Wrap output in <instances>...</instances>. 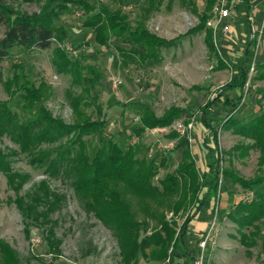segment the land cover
Returning <instances> with one entry per match:
<instances>
[{
    "label": "trees",
    "instance_id": "trees-1",
    "mask_svg": "<svg viewBox=\"0 0 264 264\" xmlns=\"http://www.w3.org/2000/svg\"><path fill=\"white\" fill-rule=\"evenodd\" d=\"M22 1L33 3L37 0ZM144 1L148 7L143 19L138 25L132 26L122 11L112 12L104 8L96 12L92 4L83 0H50L40 12L33 14L15 12L5 0H0V27L6 26L4 37L0 40V64L15 47L30 51L47 50L57 45L59 48L53 50L56 72L71 76L73 85L80 89L68 93V102L77 120L74 125L55 117L43 105L49 100L50 91H53L44 81L38 88L28 90L25 104L31 112L29 117L23 119L8 104L0 103V138L8 137L17 147L10 152L0 149V174L5 176L8 188L18 194L12 202L22 215L25 235L31 239L32 228H42L51 221L50 215L57 208L54 200L62 201L64 196L52 191L50 181L61 178L70 183L75 194L84 202L86 210L114 232L122 264H139L141 256L147 263L155 264L189 257L184 264H194L196 254L188 248L186 237L192 224L207 206L218 208L221 182L228 180L244 190H255L253 200L239 202L228 213V218L238 227L241 245L249 257H252L251 249L260 245L259 258L261 264H264V176L244 179L231 166L225 168V155L220 147V132L233 131L254 141L261 154L259 164L264 166V115L247 120L238 116L251 71V65L247 64L249 48L243 54L239 76L218 88L217 97L209 98L198 110L200 122L210 132L214 147L203 174L189 138L171 128L180 120L185 126L192 123V115L177 106H172L162 116H157L146 106L134 131L140 137L149 129L171 128L168 137L177 141L174 149L181 150L182 157L176 170L168 173L157 184L154 182L158 176L157 164L153 160L139 158L134 147L124 150L118 142L107 140L99 142L100 147L95 154L89 152L90 144L85 138L101 135L106 122L91 120L82 107L86 105V99L90 98L97 112L102 113L96 92L100 77L94 70H91V78L81 76L79 64L72 61L62 48L68 34L65 28L56 25L55 20L61 12L68 10L69 5L81 7L88 15L83 27L92 30L97 45L105 46L113 38L118 40L116 50L125 66L131 63L160 64L164 60V50L177 47L187 36L199 32H205V44L210 54L219 56L213 32L207 28L215 0H205V10L198 16L197 26L173 39H165L151 32L146 21L153 12L161 10L165 1L167 7L171 8L176 0ZM180 1L192 13L199 14L195 0ZM56 2L58 4L53 7ZM218 62L220 66L226 67L220 58ZM256 66V74L252 78L264 82V64L258 63ZM203 90L205 88L200 85L190 88L193 92ZM236 90L243 93L235 105L229 100V94ZM222 98L233 109L221 121L220 129L217 130L212 125L211 109ZM185 114L186 118L182 119ZM249 149H242V156ZM21 155L45 176L22 196L19 195L20 190L32 177L28 173L14 170L13 161ZM166 164L167 160L162 159L161 167ZM169 215L172 217L169 218ZM179 220H183L181 225ZM48 231L53 236V232ZM49 241L52 239L49 238ZM0 264H20L16 251L1 239Z\"/></svg>",
    "mask_w": 264,
    "mask_h": 264
},
{
    "label": "rangeland",
    "instance_id": "rangeland-1",
    "mask_svg": "<svg viewBox=\"0 0 264 264\" xmlns=\"http://www.w3.org/2000/svg\"><path fill=\"white\" fill-rule=\"evenodd\" d=\"M5 1L15 12L33 14L40 12L50 0H37L33 3L22 0ZM83 1L92 4L96 12L104 8L112 12L122 11L132 26L140 23L148 7L144 0ZM195 2L198 15L182 5L180 0H176L171 8L167 7L165 1L160 11L150 15L146 25L151 32L165 39L185 34L199 24L198 16L205 10V0ZM57 4L58 2L54 3L53 7ZM237 11L236 19L232 23L236 40L224 35L215 38L218 54L226 67L220 66L219 56L208 51L205 32L191 34L177 47L164 50V60L160 64L131 63L125 66L116 50L118 40L113 38L105 46H99L94 41L92 30L83 27L88 15L81 7L69 5L68 10L61 12L55 23L65 28L68 34L62 48H65L72 61L79 64L81 76L91 78V70H94L100 77L96 92L102 113L97 112L90 98L86 99V105L82 107L91 120L106 122L101 135L85 138L90 144L89 152L95 154L100 147L99 142L107 140L118 142L124 150L134 147L139 158L153 160L157 164L158 176L154 181L157 184L168 173H173L181 161V150L174 149L177 141L169 139L168 134L171 128L182 121H176L171 128L162 132L147 131L140 137L134 131L146 106L157 116H162L169 108L177 106L187 110L193 117L189 135L194 157L203 174L214 148L210 133L200 124L197 115L199 108L213 97L218 88L239 76L243 54L248 46L250 57L247 64L250 65L254 59L257 63L264 64V35L257 50L254 43L249 45L248 33L252 26L258 27L263 21L264 0H256L255 3L249 0L248 4L238 0ZM245 28L249 30L247 33L241 31ZM5 31L6 26H1L0 40L4 37ZM56 48L59 47L54 45L47 50L30 51L21 47L13 48L10 56L0 64V103L8 104L14 113L23 119L27 118L31 114L25 104L28 90L38 88L44 81L53 91H50V98L43 105L51 110L55 117L74 125L77 120L69 105L68 93L73 89L76 91L80 89L73 85L71 76L56 72L53 63V50ZM249 76L244 98L238 110V116L245 120L264 115V82L253 79L251 72ZM115 82L121 84L115 87ZM193 85H200L208 90L190 91ZM242 93L239 90L230 93L229 100L236 105ZM232 109L224 98L211 109L212 125L217 130ZM185 118L186 114L182 119ZM220 147L225 155V168L231 166V169L244 179H254L256 175L264 176V166L261 167L259 164L260 150L253 140L239 136L233 131H223L220 132ZM247 147H250L248 153L242 156V149ZM0 149L10 152L17 147L8 137H3L0 138ZM162 159L167 160L165 167L160 165ZM13 168L32 177V180L20 190V196L29 191L34 183H39L45 178L43 172L32 167L24 155L15 158ZM50 185L52 191L63 195L64 198L59 202L57 199L54 200L57 208L50 215L51 221L42 228L30 229L32 238L29 239L25 235L22 215L12 202L18 194L8 188L5 176L0 174V239L16 251L20 264H122L114 232L86 210L84 202L75 194L70 183L57 178L52 179ZM254 192L255 190H244L239 185L222 180L218 208L211 207L206 232L196 240L191 239L193 233L186 237L187 246L194 251L196 259L203 254L204 264H261L260 245L251 249L252 257H249L241 245L238 227L228 218V213L239 202L253 200ZM171 217L169 215V218ZM182 223L183 220H179V224ZM211 223L216 224V230L212 234V239L206 240ZM48 230L53 232V236L49 235ZM49 238L52 241H49ZM205 241L203 249L201 244ZM188 258L167 260L159 264H184ZM139 264L155 263H147L141 256Z\"/></svg>",
    "mask_w": 264,
    "mask_h": 264
},
{
    "label": "built area",
    "instance_id": "built-area-1",
    "mask_svg": "<svg viewBox=\"0 0 264 264\" xmlns=\"http://www.w3.org/2000/svg\"><path fill=\"white\" fill-rule=\"evenodd\" d=\"M237 6H238V0H215V3L213 4L210 10L209 19L207 22V28L212 30L214 35V40L215 38H218L219 35L231 36L230 33L232 30V23L233 20L236 19L238 13ZM263 35H264V18L260 26L258 27L252 26L251 29V40L256 46L257 50L259 48V44ZM257 64L258 63L256 62L255 59L253 60V62L250 63L251 65L250 72L252 76L256 71L255 67ZM120 84H121L120 82H115V87H117ZM173 129L177 131L181 136H187L191 143V138L189 134H190V130L192 129V123L189 126H185L182 122H180L177 123ZM153 131L162 132L163 130L155 129ZM215 230H216V224L211 223L209 230L207 231L206 240L212 239V234L215 232ZM205 245H206V241L202 242L201 247L204 249ZM203 258L204 256L202 254L201 257L195 260L194 264H204Z\"/></svg>",
    "mask_w": 264,
    "mask_h": 264
},
{
    "label": "crops",
    "instance_id": "crops-1",
    "mask_svg": "<svg viewBox=\"0 0 264 264\" xmlns=\"http://www.w3.org/2000/svg\"><path fill=\"white\" fill-rule=\"evenodd\" d=\"M241 1H243V2H245V3H249V0H241ZM254 3H255V1L256 0H252ZM248 8H249V6H248ZM251 11V9H249V12ZM249 16H250V13H249ZM249 20V19H248ZM238 22H240V21H238ZM241 24H242V20H241V22H240ZM233 29H234V27H233ZM241 31L242 32H245V33H247L249 30H248V28L246 29L245 28V30L244 29H241ZM249 33V35H250V42L252 41L251 40V30H250V32H248ZM230 35L233 37V39L234 40H236V36L233 34V31L231 30V33H230ZM160 37V36H159ZM239 38H240V36H239ZM253 43V42H252ZM249 44H251V43H249ZM247 48H249V46L247 47ZM172 49V48H171ZM219 58H220V56H219ZM226 66V65H225ZM194 86V85H193ZM205 90H208V89H205ZM204 91V90H203ZM194 92H196V91H194ZM214 95H215V97H217V92H215L214 93ZM197 115H198V113H197ZM198 117H199V115H198ZM193 119V118H192ZM193 121V120H192ZM199 121H200V119H199ZM200 124H201V126L203 127V125H202V123L200 122ZM204 128V127H203ZM165 129H168V128H164V129H160V130H165ZM208 133H210L206 128H204ZM152 130H155V129H152ZM152 130L150 131V129L149 130H147V131H149V132H152ZM171 130V129H170ZM146 131V132H147ZM211 135V134H210ZM211 138V137H210ZM212 142V141H211ZM214 148V147H213ZM211 207H212V205L211 206H207V208H205L203 211H202V213L200 214V216L198 217V219L192 224V226H191V230L189 231V234L190 233H193V235H192V237H191V239L193 238L194 240H196L197 238H199L200 237V235H202V234H204L205 232H206V230H207V228H208V224H209V218H208V213H209V211H211Z\"/></svg>",
    "mask_w": 264,
    "mask_h": 264
},
{
    "label": "bare ground",
    "instance_id": "bare-ground-1",
    "mask_svg": "<svg viewBox=\"0 0 264 264\" xmlns=\"http://www.w3.org/2000/svg\"><path fill=\"white\" fill-rule=\"evenodd\" d=\"M215 97H214V95H213V97L211 98V99H214Z\"/></svg>",
    "mask_w": 264,
    "mask_h": 264
}]
</instances>
